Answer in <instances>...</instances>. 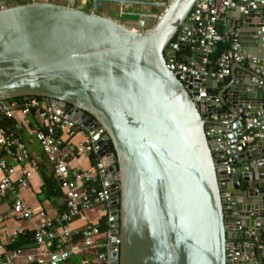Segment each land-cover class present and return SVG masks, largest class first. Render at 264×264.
Here are the masks:
<instances>
[{"label":"water","instance_id":"95a60500","mask_svg":"<svg viewBox=\"0 0 264 264\" xmlns=\"http://www.w3.org/2000/svg\"><path fill=\"white\" fill-rule=\"evenodd\" d=\"M162 1L148 30L60 4L1 8L0 107L43 97L105 129L121 240L110 264H264V22L239 23L258 49L248 66L219 79L198 52L181 81L167 63L187 47L180 30L198 0Z\"/></svg>","mask_w":264,"mask_h":264},{"label":"built area","instance_id":"2783aa9c","mask_svg":"<svg viewBox=\"0 0 264 264\" xmlns=\"http://www.w3.org/2000/svg\"><path fill=\"white\" fill-rule=\"evenodd\" d=\"M7 1L12 0H0V5ZM91 1L95 10L99 9L103 2ZM119 1L121 4L131 2ZM148 4L154 6L155 10L146 16V27L151 22H156L166 7L162 0ZM234 10H238L242 18L259 17L264 22V0H198L180 30L184 34L186 46L190 47L193 53L184 56L182 60L170 59L167 63L168 69L181 81H185L198 69V52L204 55L202 73H211L207 70V64L220 36L218 25L221 22L226 26L225 37L232 38V47L224 52L217 62L218 68L215 72L218 78L229 75L234 63L246 60L247 51L241 29L228 27L230 13ZM180 39L178 33L176 41ZM189 56H194L195 59L188 60ZM257 73L264 78V58ZM258 81L264 87V80ZM17 113L22 117L18 118ZM240 119L246 122L248 129L258 125L248 114H240ZM0 120L12 122V126L8 127L0 121V202H9L14 216L19 220L37 219L33 231L34 242L45 249L48 256L46 264H69L73 256L83 253L86 249L96 248H102L96 254L97 264H110L111 253L119 251L121 240L116 232L118 226L114 224L112 213L113 194L109 188L113 179L109 176V166L104 163L110 155L100 153L103 149L102 139L107 136L105 129L101 125L85 126L79 123L69 116L63 107L49 105L43 97H35L29 102L24 99L10 100L9 107H0ZM25 129L34 135L33 141L38 142L42 154L63 189L66 210L58 216L52 217L45 210L37 211L21 198V190L30 186L33 169H38L41 163L34 157L29 143L23 137ZM78 132L84 135L85 140L74 144L70 140ZM256 135L251 131L249 136L240 141L238 150H242ZM84 149L95 155L92 170L75 171L71 167L72 159ZM232 172L228 166L227 173ZM227 197L229 198V194ZM97 206L104 207L107 225L105 238L101 241H98L102 237L99 224L88 222L86 216L87 210ZM77 218L86 224L81 230H71L70 224ZM4 220L5 216L0 211V223ZM17 238L18 236L15 239ZM113 243L117 246H113ZM21 253L18 248L9 250L0 235V264H16Z\"/></svg>","mask_w":264,"mask_h":264},{"label":"crops","instance_id":"0c3cea01","mask_svg":"<svg viewBox=\"0 0 264 264\" xmlns=\"http://www.w3.org/2000/svg\"><path fill=\"white\" fill-rule=\"evenodd\" d=\"M130 1L131 2L129 3L121 4L119 0H103L101 7L97 10L94 9L93 2L91 0H88L86 2H84L83 0H75L74 2H70V0H38V3L60 4L85 12H93L97 15L112 19L120 23L121 21H125V25L130 26V28L138 29L139 26H145L147 23V20L145 19L147 18L146 16L155 10V7L148 3L156 0ZM30 2H32V0H28V3ZM237 13L238 10L231 11L230 13V21L228 22V27L230 29H241L239 23L242 21V16L239 17ZM242 40L244 45L246 46L245 49H247V51L253 55L256 54L258 49L253 44L251 39L248 36L242 35ZM238 64L239 63H234L231 68L236 71H240V69L237 68ZM240 64H242L243 66H248V60L246 59ZM16 116L18 118L22 117L19 113H17ZM23 137L29 143L34 157H36V159H39L41 163L45 161L46 158L42 154L38 142L33 141L34 135L30 131L25 129ZM84 140V135L78 132L76 136L73 137L70 141L74 144H79ZM71 167L75 171L92 170V154L86 149L82 150L74 159H72ZM49 170H51L50 167ZM43 185L44 180L40 174V169H33L30 186L21 190V198L25 203L32 206L37 211L45 210L52 217L58 216L61 213L60 210L62 208L64 199L46 198L42 194ZM0 211L5 216L4 222L0 223V235L3 236L9 250L17 249L13 248L12 246L16 240L15 238L17 236L19 238V236L21 235L25 236L30 232L32 233L38 221L36 218L27 220L17 219L11 210V205L9 202H0ZM104 214L105 209L103 206H97L86 211L88 222H91L93 224H99L104 218ZM85 224V221L77 218L70 224V229L81 230L82 228H84ZM101 240L103 239L99 238L98 241ZM18 249H20L22 253L16 260V264H46L48 260L45 249L37 246L34 240L25 243ZM99 251L100 250H98V248L86 249L83 253L75 255L76 257L74 256L73 258L74 262L69 264H97L96 254Z\"/></svg>","mask_w":264,"mask_h":264},{"label":"trees","instance_id":"16d2710c","mask_svg":"<svg viewBox=\"0 0 264 264\" xmlns=\"http://www.w3.org/2000/svg\"><path fill=\"white\" fill-rule=\"evenodd\" d=\"M28 0H12V1H7L3 4L0 5V9L3 7H9V6H15V5H20V4H27ZM150 26V25H149ZM219 28V35L223 37V39L217 40L216 43V49L213 50V52L209 55V63L207 64V70L208 71H216L218 66L217 62L221 55L230 50L232 47V38L229 36L225 37V32H226V26L221 22L218 25ZM192 50L190 47H186L185 49H181L177 52V56L179 60L184 59V56L187 55H192ZM18 100L23 101V98H18ZM3 125H6L8 127L12 126V122L10 120H0ZM112 151H114V148L112 146V143H110ZM93 159L95 158V155H92ZM49 164L45 160L40 164V174L44 180V185L42 189V194L46 198H57V199H64V202L62 204L61 212L66 210V200L64 196L63 189L60 186V183L58 179L54 176V173L52 170H49ZM100 230L102 232V239L105 238V231H106V222L105 218L101 220L99 223ZM34 240V232L27 233L25 236L21 235L19 236L18 239L15 240L13 243V248H19L23 246L27 242H31ZM98 250H102V248H98ZM76 257V256H75ZM74 256L71 258L69 263L74 262L73 261Z\"/></svg>","mask_w":264,"mask_h":264},{"label":"rangeland","instance_id":"374dc122","mask_svg":"<svg viewBox=\"0 0 264 264\" xmlns=\"http://www.w3.org/2000/svg\"><path fill=\"white\" fill-rule=\"evenodd\" d=\"M33 2H34V3H38V0H34ZM119 23H120V22H119ZM155 23H156V22H151V23H150V26H147L146 28H144V30H148V29L152 28V27L155 25ZM121 24L125 25V21H121ZM128 27H130V26H128ZM131 29H135V28H131Z\"/></svg>","mask_w":264,"mask_h":264},{"label":"flooded vegetation","instance_id":"af4514ba","mask_svg":"<svg viewBox=\"0 0 264 264\" xmlns=\"http://www.w3.org/2000/svg\"><path fill=\"white\" fill-rule=\"evenodd\" d=\"M144 28H146V25L144 26Z\"/></svg>","mask_w":264,"mask_h":264}]
</instances>
